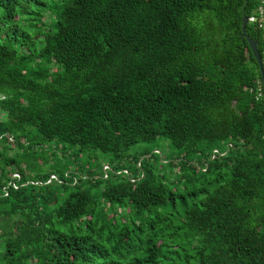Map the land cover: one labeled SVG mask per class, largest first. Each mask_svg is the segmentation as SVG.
Here are the masks:
<instances>
[{"label": "trees", "instance_id": "obj_1", "mask_svg": "<svg viewBox=\"0 0 264 264\" xmlns=\"http://www.w3.org/2000/svg\"><path fill=\"white\" fill-rule=\"evenodd\" d=\"M260 7L0 0V264H264Z\"/></svg>", "mask_w": 264, "mask_h": 264}, {"label": "rangeland", "instance_id": "obj_2", "mask_svg": "<svg viewBox=\"0 0 264 264\" xmlns=\"http://www.w3.org/2000/svg\"><path fill=\"white\" fill-rule=\"evenodd\" d=\"M7 118H8L7 114L0 110V121H4ZM141 145L143 146L144 144H139L138 146L131 148L130 149L131 153H134L135 151H137ZM11 146H12V148L15 147L13 145V143ZM154 151H158L160 153V156H168V155L173 154L172 148H171V145H170V142L168 141V139H163V141L157 146V150H154ZM93 159H94V161H96L98 163L99 167L102 166L101 171L105 170L106 165H107L109 170L113 169L112 168L113 166L111 165L112 164V158H111L110 154L97 151L95 154V157ZM127 168H129L132 172L135 169L132 164H128ZM177 171L178 170H175V172H177ZM167 172H168V170H167ZM182 186H184V184Z\"/></svg>", "mask_w": 264, "mask_h": 264}, {"label": "water", "instance_id": "obj_3", "mask_svg": "<svg viewBox=\"0 0 264 264\" xmlns=\"http://www.w3.org/2000/svg\"><path fill=\"white\" fill-rule=\"evenodd\" d=\"M248 23H249L248 15L244 12L241 35L243 38H246L247 41L249 42L253 55L258 62L259 70L261 73V81L264 86V57L262 56L261 51L258 48V40L251 38L247 33Z\"/></svg>", "mask_w": 264, "mask_h": 264}, {"label": "built area", "instance_id": "obj_4", "mask_svg": "<svg viewBox=\"0 0 264 264\" xmlns=\"http://www.w3.org/2000/svg\"><path fill=\"white\" fill-rule=\"evenodd\" d=\"M258 10H259L258 12H259V14L261 15V18H262V24L261 25H263L264 24V8L263 7H260ZM256 21H258L257 15H252V16L249 17V22H256ZM2 137L3 136L0 135V138H2ZM9 140H10L11 143L14 144L13 136H9ZM107 168L108 167L106 166L105 169H107ZM13 176L14 177H18L19 175L17 173H14ZM52 177H55V176H52Z\"/></svg>", "mask_w": 264, "mask_h": 264}]
</instances>
